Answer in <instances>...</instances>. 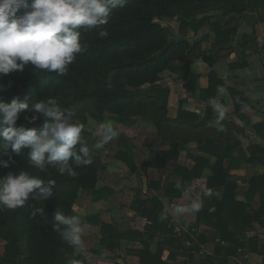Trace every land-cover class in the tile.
I'll return each mask as SVG.
<instances>
[{"label":"trees","instance_id":"1","mask_svg":"<svg viewBox=\"0 0 264 264\" xmlns=\"http://www.w3.org/2000/svg\"><path fill=\"white\" fill-rule=\"evenodd\" d=\"M247 9L255 13L259 21H264V0H128L124 7L113 10L109 23L102 26L109 32L107 38L99 37V28L81 30L82 39L88 48L77 54L65 75L37 70L29 63L23 71L17 70L0 77V84L5 88L0 92V99L10 103L15 97L21 100L28 98L30 102L55 98L62 108L73 110L76 117L78 110L90 107L95 121L101 122L106 114H110L126 127H132L138 117L148 119L158 136L170 147L168 151L156 154L154 167L159 170H166L167 164L177 159L178 148L192 141L197 143L199 150L215 157L216 162L212 164L206 158L193 156L195 166L191 170L174 163L172 171L181 178V183L191 184L208 169L212 176L208 179L207 187L222 189L220 200L204 198L201 210L196 213V226L204 224L211 227L220 239L214 256L201 264H228L229 257L245 248L240 235L253 228L254 224L264 228V173L253 177L248 183L246 203L237 201V178L230 174L231 169L238 167V161L233 157L237 147L229 146L225 155L221 156L219 151L223 147L221 143L225 133L219 132L216 137L213 129L197 123L199 116L194 114L180 111L177 119L168 117L170 91L161 83L164 73L175 75L184 83L189 94L198 95L204 101L216 97L218 86L223 88L225 85L212 70L208 76V86L200 89L199 76L191 68L190 46L185 41H171L167 29L158 20H174L175 17L188 20L210 11L240 15ZM25 11L21 7L17 17ZM180 27L184 29V23ZM211 29L216 34L219 46L228 45L237 31L236 28H224L216 22L211 24ZM231 68L239 69L242 65ZM228 93L236 112H239L246 102L245 93L235 88H229ZM31 115L33 113L27 111L22 113L17 126L39 127L42 118L34 124H28L25 116ZM208 117L211 116L205 119ZM255 128L262 132L264 124H257ZM82 136L91 147L89 141L92 133L84 128ZM94 154L95 150L92 156L96 157ZM261 157H264V147L253 145L249 148L248 163H261ZM7 159V155H0V160ZM97 159L87 166L74 165L77 174L69 177L61 175L52 166L43 172L30 166L26 150L22 155L12 154L10 166L0 167V178L10 171L25 170L44 180L53 179L56 184L53 186L54 195L46 201L29 200L15 210H0V241L5 243L0 264H45L47 257L50 258L49 264H65L66 257L77 260V264H89L83 255L77 254L76 249L62 241L52 219L57 209L65 215H73L76 200L82 191L93 192L94 201L113 194V190L108 187L97 189L102 168L98 155ZM116 159L127 165L130 171L137 170L131 149L120 150ZM151 188L162 189V183H152ZM164 192L168 198L182 197L172 183L164 187ZM34 207H43L45 212L32 218ZM132 209L148 221L144 232H119L115 226L103 224L100 245L114 251L119 248L121 241L139 242L143 249L136 251L135 255L140 264H167L162 259L163 249L158 248L155 253L151 251V242L156 234L173 235L170 220L159 219L164 210L163 204L157 198L136 200ZM95 220L88 218L90 222ZM254 242L251 239L249 244Z\"/></svg>","mask_w":264,"mask_h":264},{"label":"crops","instance_id":"2","mask_svg":"<svg viewBox=\"0 0 264 264\" xmlns=\"http://www.w3.org/2000/svg\"><path fill=\"white\" fill-rule=\"evenodd\" d=\"M174 20L179 24L180 33L175 38H171L169 32L168 34L171 41H185L190 46L192 51L191 68L199 76L198 87L202 89L208 86L209 73L214 70L225 85L223 87L224 91L218 93L214 98L220 99L226 105L228 111L226 119L221 124H217L216 114L210 104V101L214 98L207 101L201 100L198 95L189 94L184 88V83L177 79L175 75L164 73L163 76L165 74L169 76L167 82L165 81L166 83L162 76L161 82L170 91L168 117L177 119L180 111L194 114L199 116L197 123H202L207 129H213L216 137L219 132L226 134L221 143L223 147L219 154L224 156L229 146L237 147L233 157L237 159L238 167L231 169L230 174L237 178L235 199L246 203L245 194L248 189V183L253 177L264 173V157H261V163L250 164L247 162L251 146L264 147V131L259 132L255 128L257 124H264V21H259L256 14L250 9L240 15L210 11L198 14L188 20L179 17H175ZM214 22L220 23L224 28H236V34L228 45L219 46L216 43V34L211 29V24ZM181 23H184V29H181ZM237 64H241L242 68H231V66ZM229 88L240 90L246 95V102L243 103L239 112L235 110L234 102L228 93ZM209 115L211 117L205 119ZM117 122L124 129H132L139 126V124L142 125V123L149 124L154 130L158 147L149 151L148 156L140 163L137 156L138 149L132 139L124 135L122 130H119L120 135L115 139L118 150L114 154L113 160L123 165L130 176L137 177L140 186H133L131 189L133 197L128 198L127 203H124L125 206L127 205L122 213L126 219L124 221V218L119 215L121 205L118 198L126 199V197L120 194L121 191L116 186L103 184L99 186V172L97 189L108 187L113 190L112 195L100 201H94L93 192H89L91 193L90 203L98 207L99 214H102V216L105 212L110 214L108 221H101L98 233L97 243L103 255L101 257L92 254L91 256L93 257H89L86 253L80 252V254L86 258L89 264H140L138 257L135 255L136 251L143 249L139 242L121 241L119 248L111 251L100 245V229L103 224H110L115 226L119 232L128 230L144 232L148 221L132 209L133 202L157 198L163 204L164 209L166 207L169 209L167 216L173 229V235L156 234L151 242V251L155 253L158 248L163 249L162 259L167 264H201L205 259L213 257L216 245L220 243L216 231L204 224L197 227L196 213L188 214L189 219L181 216L177 222L175 214L170 211V208L174 204H186L188 201L184 197L179 199L166 197L164 187L168 183L176 184L177 181H181V178L173 173L172 164L176 163L191 170L195 166V162L192 159L193 156L206 158L212 164L216 162V158L200 151L197 143L192 141L177 149V159L170 161L166 170H159L154 167L156 154L160 151H168L170 147L158 136L152 122L140 117L135 119V124L132 127L120 124L118 118ZM252 140L256 141L250 142ZM127 148L131 149L135 156L134 161L137 170L134 172L130 171L123 162L116 159V154L120 150ZM226 164H228V161ZM247 169L254 171L249 177L246 174ZM211 176V171L205 169L202 177L193 180L191 185L201 193L210 192L211 195L206 196L209 200H220L222 189H209L207 187L208 179ZM159 181L162 183V189L151 188L152 183ZM82 192L76 200L73 214H75ZM106 209H114V213H109ZM116 210L119 211L115 212ZM162 214H164V210ZM96 219L98 220L97 217ZM90 224L86 223L83 225L85 241H87V235L89 234L90 236L92 232L91 228H88L89 226L91 227ZM122 224L125 227H122ZM239 238L245 244V248L239 249L235 256L229 257L228 264H264V228L259 224H254L253 228L242 233ZM251 239H254L255 242L249 244Z\"/></svg>","mask_w":264,"mask_h":264},{"label":"clouds","instance_id":"3","mask_svg":"<svg viewBox=\"0 0 264 264\" xmlns=\"http://www.w3.org/2000/svg\"><path fill=\"white\" fill-rule=\"evenodd\" d=\"M128 0H0V77L14 71H23L31 63L45 72L65 75L77 54L87 50L88 45L82 39V29L99 28V37L107 38L109 32L102 27L109 23L113 10L122 8ZM25 8L23 15L17 12ZM0 84V92L4 91ZM224 89L218 86V92ZM216 114V123L226 119L228 111L220 99L210 101ZM28 124H34L42 118L39 127L17 126L22 113ZM84 124L73 110L60 106L55 98L30 102L15 97L11 102L0 99V167L8 168L12 154L27 152L29 165L45 171L55 167L61 175L75 177L76 167L92 163V152L103 148L120 135L115 121L105 120L94 128L92 134L96 142L90 147L82 136ZM53 179L44 180L28 171H10L0 178V210H15L29 200L46 201L54 195ZM175 188L187 199L186 204L172 205L176 216L198 213L206 196L210 192H199L189 183L177 181ZM169 209H164L159 219L166 220ZM43 207H34L31 217L42 214ZM53 226L62 241L76 250L85 247L84 228L79 215H65L57 209L52 219ZM65 264H77V260L66 257Z\"/></svg>","mask_w":264,"mask_h":264},{"label":"rangeland","instance_id":"4","mask_svg":"<svg viewBox=\"0 0 264 264\" xmlns=\"http://www.w3.org/2000/svg\"><path fill=\"white\" fill-rule=\"evenodd\" d=\"M158 22L167 29V31L170 33L171 38H175L178 33H180L179 30V24L173 20H167V19H160ZM179 31V32H178ZM169 76L165 74L163 76L164 82L168 80ZM165 82V83H166ZM88 88H91V85H88ZM264 93V90H263ZM263 96V95H262ZM77 118L81 121H83L84 128L91 133L93 132L94 128L96 127L97 124L100 122L95 121L94 118L91 116V110L90 107H85L83 109L78 110L77 112ZM105 120H112L117 122V118L106 114ZM101 121V122H103ZM118 125V124H117ZM119 127V130H122L124 135L132 139V142L138 149V161L141 163L143 160L148 156L149 151H152L158 147V143L156 141V137L154 134L153 128L149 124H144L142 123L139 124V126H136L135 128L132 129H124L122 127ZM93 139V140H92ZM92 139L89 141V144L92 146L96 142V138L92 134ZM256 140H252L250 142H254ZM118 146L116 144V140L114 139L111 141L109 144L105 145L103 148L95 150V156H92V161L96 162L98 161L97 155L99 157V160L101 161V165L103 168L100 171V183L103 185H108V186H116L119 188L121 191V195H124L126 199H120L118 198V201L120 202L121 205V210H120V217L124 218V221H126L125 217L122 215V213L125 210L124 203H127L128 198L133 197V192L131 189L133 186H140L139 179L135 176H130L128 170L123 166L120 165L119 163H116L113 158L114 154L117 152ZM94 154V155H95ZM254 171L252 169H247L246 174L248 177L252 175ZM198 188V187H197ZM127 191V192H126ZM90 196L91 193L87 192H82L81 198L78 202V205L76 206V211L75 214L79 215L82 220V224L85 225L86 223H91V227L89 226L88 228L92 231L90 236L89 234L87 235V241L84 249L82 250H76L77 254L81 253H86L87 256H91L92 254H96L102 257L103 253L101 252V249L98 247V236H99V228L101 225V221H108L109 220V215L108 213H104L103 216L102 214H99L100 212L98 211V207L92 203H90ZM121 200V201H120ZM107 208H110L108 206H105ZM172 208V207H171ZM170 208V211H172ZM109 213L112 212L114 213V209H106ZM119 210H116L117 212ZM102 212V211H101ZM99 216V217H98ZM98 218L96 222H90L88 221V218ZM102 217V218H101ZM176 221L178 222L181 216H176ZM185 219H189L187 215L183 216ZM95 224V225H93ZM122 227H125L124 224H122ZM4 245L5 243L3 241H0V254L4 253ZM50 258L47 257L46 263L49 264Z\"/></svg>","mask_w":264,"mask_h":264}]
</instances>
